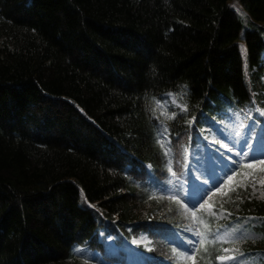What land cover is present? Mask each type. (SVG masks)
I'll list each match as a JSON object with an SVG mask.
<instances>
[{
	"label": "trees",
	"instance_id": "16d2710c",
	"mask_svg": "<svg viewBox=\"0 0 264 264\" xmlns=\"http://www.w3.org/2000/svg\"><path fill=\"white\" fill-rule=\"evenodd\" d=\"M230 2L0 0V264H125L105 238L135 233L144 264H217L219 225L183 198L187 138L202 156L193 126L264 97V0Z\"/></svg>",
	"mask_w": 264,
	"mask_h": 264
},
{
	"label": "rangeland",
	"instance_id": "374dc122",
	"mask_svg": "<svg viewBox=\"0 0 264 264\" xmlns=\"http://www.w3.org/2000/svg\"><path fill=\"white\" fill-rule=\"evenodd\" d=\"M230 6L234 11L243 14L237 0H231ZM238 43L241 53L244 54V42L241 39ZM262 60L264 63V56ZM262 81L264 85V75ZM260 112H264V109ZM214 121L213 125L211 124L203 129L206 143L217 155V158L212 157L210 154L207 157L208 169L212 174L211 184H216L212 196L218 195L220 205L224 206L227 204L228 210H215L208 203L212 197L207 198L206 196L202 200L204 207L198 206V209L216 216L218 221L229 222V225H224L219 231L220 239L229 243L222 256L232 257L239 264L259 263L264 258L263 255L258 253L253 255L251 252L264 247V234L256 229L257 226L264 223V218H257L254 215L256 209L250 202L264 204V144L258 140L254 127H248L246 133L237 117L226 115ZM245 141H247V145L243 147V152L248 153L251 151L252 156L257 158V162L254 163L252 169L246 167L248 165L246 163L248 162L247 160L237 155ZM224 145H227V147H224ZM230 148L235 150L229 152ZM177 153L179 154L178 147ZM193 157L197 160L196 156L193 155ZM232 162H237L238 167L233 171H229L230 163ZM241 165H244L243 169L240 168ZM226 175L227 177H225ZM202 187L205 186L202 184L191 185L189 193L203 194ZM199 189L201 190L199 191ZM188 196L195 203L193 196L191 194ZM229 196H233V198L230 199L228 204L226 197ZM245 204L249 205L248 210L245 212L247 215L245 221L242 223L234 222L230 214L232 212L241 213L239 211L243 209ZM150 242V239L144 234H140L132 240L134 245H143L147 249L150 248ZM110 248L112 247L110 246ZM127 257L133 261V264H140L129 253ZM229 263H233V261L228 259L220 261V264Z\"/></svg>",
	"mask_w": 264,
	"mask_h": 264
},
{
	"label": "snow or ice",
	"instance_id": "6c2138e0",
	"mask_svg": "<svg viewBox=\"0 0 264 264\" xmlns=\"http://www.w3.org/2000/svg\"><path fill=\"white\" fill-rule=\"evenodd\" d=\"M204 113L201 112L200 113V116L197 117V121L199 122L200 118L201 117H204ZM260 115H264V112H261ZM210 118V117H209ZM213 123H215V121H213ZM253 123V121H250L249 122V125L248 127H251V124ZM248 127H245L244 131L247 133L248 131ZM239 135V134H238ZM250 138V137H249ZM178 139V137H177ZM237 143H239V141H237ZM247 145V141H245L244 145L241 146V151L237 154L238 156L242 157L243 159L247 160V161H250L252 163L246 165V167H251L253 163H256L257 162V158L256 157H253L252 154H251V151H249L248 153H244L243 152V147ZM161 147H164V144H163V140L161 141ZM224 147H227V145H224ZM235 149L234 148H230L229 149V152L231 151H234ZM165 152H167V149H165ZM231 160V158H229ZM238 167V163L237 162H232L230 163V167H229V171H233L235 170L236 168ZM204 186L206 187L207 184H208V181H204L203 182ZM213 187H215L213 185ZM191 194L193 196V199L195 200V203H193L192 207L195 208L196 207V204H200V202L202 200H204V197L206 195H208V192L205 191L203 194H197V193H186L185 194V198H187V196ZM175 198V197H173ZM201 207H204L203 204H200ZM182 243L185 244V253H192L193 256L195 255V250H196V246H197V237H196V233H193V236L192 237H188L187 239H184L182 240ZM76 251H79V249H77ZM192 257H189V259H191ZM225 259H228V260H232L233 261V264H236V262L234 261V259L232 257H224V256H217L216 257V260L217 261H224Z\"/></svg>",
	"mask_w": 264,
	"mask_h": 264
}]
</instances>
